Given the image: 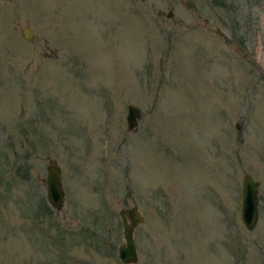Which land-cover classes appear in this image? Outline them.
Masks as SVG:
<instances>
[{
    "label": "rangeland",
    "instance_id": "obj_1",
    "mask_svg": "<svg viewBox=\"0 0 264 264\" xmlns=\"http://www.w3.org/2000/svg\"><path fill=\"white\" fill-rule=\"evenodd\" d=\"M131 206L135 264H264V0L0 2V264H121Z\"/></svg>",
    "mask_w": 264,
    "mask_h": 264
},
{
    "label": "water",
    "instance_id": "obj_2",
    "mask_svg": "<svg viewBox=\"0 0 264 264\" xmlns=\"http://www.w3.org/2000/svg\"><path fill=\"white\" fill-rule=\"evenodd\" d=\"M3 0H0L2 2ZM21 35L25 40L32 38V33L28 27L21 30ZM140 116L139 109L132 106H126V127L133 129L137 125ZM44 177L45 199L48 205L58 210L61 208L64 198V192L61 186L60 169L50 162L46 166ZM239 215L241 222L247 230H251L258 216V183L252 177L244 173L240 189ZM121 225V242L116 247V255L121 264H135L137 262L136 246L133 239L135 228L142 224L143 217L136 206L121 208L117 212Z\"/></svg>",
    "mask_w": 264,
    "mask_h": 264
}]
</instances>
